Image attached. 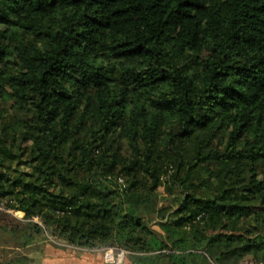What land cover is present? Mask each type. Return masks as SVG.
<instances>
[{
  "label": "trees",
  "instance_id": "16d2710c",
  "mask_svg": "<svg viewBox=\"0 0 264 264\" xmlns=\"http://www.w3.org/2000/svg\"><path fill=\"white\" fill-rule=\"evenodd\" d=\"M0 206L21 246L264 264V0H0Z\"/></svg>",
  "mask_w": 264,
  "mask_h": 264
},
{
  "label": "rangeland",
  "instance_id": "374dc122",
  "mask_svg": "<svg viewBox=\"0 0 264 264\" xmlns=\"http://www.w3.org/2000/svg\"><path fill=\"white\" fill-rule=\"evenodd\" d=\"M161 191L165 193L164 189ZM0 208L4 209L2 206ZM6 212L8 216L0 215V264H131L127 254L123 256L119 252L126 251L125 249L109 248L119 253L114 252V259L108 261L101 250H67L68 246L64 241L48 233L28 246H21V229L17 226V221L25 220V214L18 210ZM33 221L40 223L37 218Z\"/></svg>",
  "mask_w": 264,
  "mask_h": 264
},
{
  "label": "built area",
  "instance_id": "2783aa9c",
  "mask_svg": "<svg viewBox=\"0 0 264 264\" xmlns=\"http://www.w3.org/2000/svg\"><path fill=\"white\" fill-rule=\"evenodd\" d=\"M122 182V181H121ZM114 252L115 253H119V252H121L122 254H123V256H124V254H127V252L126 251H115V250H113V249H107V250H105L104 251V253H105V257H106V259L108 260V261H111V260H113L114 259ZM238 264H262V263H256V262H252V261H243V262H240V263H238Z\"/></svg>",
  "mask_w": 264,
  "mask_h": 264
}]
</instances>
